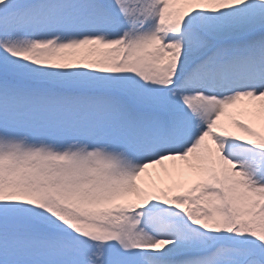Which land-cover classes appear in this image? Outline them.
Wrapping results in <instances>:
<instances>
[{
  "label": "snow or ice",
  "instance_id": "obj_1",
  "mask_svg": "<svg viewBox=\"0 0 264 264\" xmlns=\"http://www.w3.org/2000/svg\"><path fill=\"white\" fill-rule=\"evenodd\" d=\"M0 264H264V0H0Z\"/></svg>",
  "mask_w": 264,
  "mask_h": 264
},
{
  "label": "bare ground",
  "instance_id": "obj_2",
  "mask_svg": "<svg viewBox=\"0 0 264 264\" xmlns=\"http://www.w3.org/2000/svg\"><path fill=\"white\" fill-rule=\"evenodd\" d=\"M234 115H238V114L234 113ZM222 119L225 120V122H227L230 120V117H223ZM233 130H235V129H233ZM157 168L159 169V166H157ZM185 186L187 187V184Z\"/></svg>",
  "mask_w": 264,
  "mask_h": 264
}]
</instances>
